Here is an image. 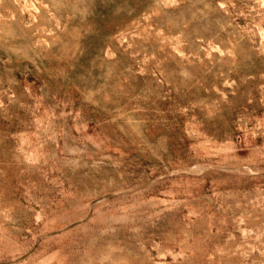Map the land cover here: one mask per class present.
Segmentation results:
<instances>
[{"label": "rangeland", "instance_id": "obj_1", "mask_svg": "<svg viewBox=\"0 0 264 264\" xmlns=\"http://www.w3.org/2000/svg\"><path fill=\"white\" fill-rule=\"evenodd\" d=\"M0 264H264V0H0Z\"/></svg>", "mask_w": 264, "mask_h": 264}]
</instances>
